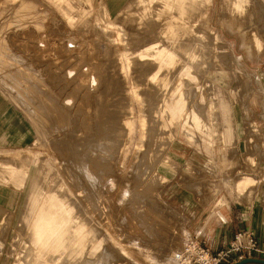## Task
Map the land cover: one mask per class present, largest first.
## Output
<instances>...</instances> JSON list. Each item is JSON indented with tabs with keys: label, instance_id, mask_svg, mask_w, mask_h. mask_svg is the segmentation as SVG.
I'll return each mask as SVG.
<instances>
[{
	"label": "rangeland",
	"instance_id": "obj_1",
	"mask_svg": "<svg viewBox=\"0 0 264 264\" xmlns=\"http://www.w3.org/2000/svg\"><path fill=\"white\" fill-rule=\"evenodd\" d=\"M234 1L123 0L111 19L101 0H0L1 98L35 135L0 157V184L21 189L7 263L175 264L195 226L165 205L167 186L204 204L264 194V11ZM9 110L0 101L2 139H28L7 132ZM37 226L56 231L42 248Z\"/></svg>",
	"mask_w": 264,
	"mask_h": 264
},
{
	"label": "crops",
	"instance_id": "obj_2",
	"mask_svg": "<svg viewBox=\"0 0 264 264\" xmlns=\"http://www.w3.org/2000/svg\"><path fill=\"white\" fill-rule=\"evenodd\" d=\"M101 1L108 17L115 19L119 14L116 12L117 7L123 0ZM248 5H250V0H235L232 4L233 10L237 14L244 13ZM0 101L7 103L10 107L8 119L12 127L7 132L12 131L13 128L15 129L17 124H22L26 128V133L28 131L30 133V137L26 140L22 138L20 133H17L4 141L2 137H4L6 119L0 117V157H5L6 155L25 151L33 144L35 135L31 125L22 113L9 102L4 101L1 94ZM159 172L167 181L174 180L175 176L178 175V171L172 169H160ZM166 189L165 205L174 209L175 212L177 211L176 213L185 219L184 224L195 226L190 235L192 236L191 239L198 241L209 252L216 253L218 250L225 248L236 234L245 231L252 232L259 245L264 247V194L260 189L255 193L252 200H247L242 193L243 191L239 190L240 196L243 199L245 198L243 202L235 201L229 192H214L210 202H206L208 204L201 202L200 198L187 191L184 186L171 185L167 186ZM20 192L21 189L18 190L12 186L0 184V264H9L6 259L8 244L13 239V227L19 223L21 218L18 216L21 210ZM221 198L225 199L227 204L218 207L217 201ZM8 224L7 233H2V230L6 228L5 225ZM41 224L38 223V225ZM200 226H202L201 229ZM198 229L200 232H197ZM54 235H56L54 228L45 227V229H41L38 227L35 230L33 229V236L38 248L45 247L47 240Z\"/></svg>",
	"mask_w": 264,
	"mask_h": 264
},
{
	"label": "built area",
	"instance_id": "obj_3",
	"mask_svg": "<svg viewBox=\"0 0 264 264\" xmlns=\"http://www.w3.org/2000/svg\"><path fill=\"white\" fill-rule=\"evenodd\" d=\"M264 257L261 247L252 232H240L221 251L211 253L195 239H191L180 253L175 254L176 264H232L252 257Z\"/></svg>",
	"mask_w": 264,
	"mask_h": 264
},
{
	"label": "bare ground",
	"instance_id": "obj_4",
	"mask_svg": "<svg viewBox=\"0 0 264 264\" xmlns=\"http://www.w3.org/2000/svg\"><path fill=\"white\" fill-rule=\"evenodd\" d=\"M25 1V0H24ZM258 1V0H257ZM255 2V0H254V4L252 5V6H250L249 8H246V10L247 9H249V11L247 10V12H249L251 15H252V13H254V12H258V11H261L262 12V10L264 11V6H263V4H261V2L260 3H258V2ZM253 3V0H250V3ZM251 5V4H250ZM203 10V9H202ZM246 12V13H247ZM260 12V13H261ZM259 13H257L256 15H258ZM248 15V14H247ZM255 15V16H256ZM252 17V16H251ZM132 19V18H131ZM129 21H130V19H128ZM121 21V20H120ZM152 21V20H151ZM133 22V21H132ZM129 23V22H128ZM145 23V22H144ZM137 24V23H136ZM135 24V25H136ZM120 25V24H119ZM130 25V24H129ZM128 25V26H129ZM132 25V24H131ZM256 25V24H255ZM134 26V25H133ZM130 27V26H129ZM151 27V26H150ZM136 28V27H135ZM198 28V27H197ZM131 29H133V28H131ZM133 30H135V29H133ZM149 30V29H148ZM157 30V29H156ZM136 31V30H135ZM143 31V30H142ZM150 31V30H149ZM139 32V31H138ZM154 32V31H153ZM147 34V33H146ZM146 34H144V35H146ZM155 34V33H154ZM133 35V34H132ZM143 36V35H142ZM151 36V35H150ZM138 37V36H137ZM153 37V36H152ZM140 38V37H139ZM150 38V37H149ZM135 39V38H134ZM138 39V38H137ZM154 39H156V38H154ZM105 40V39H104ZM148 41V40H147ZM150 41V40H149ZM134 42V41H133ZM141 42V41H140ZM191 42V41H190ZM190 42H189V44H190ZM144 43V42H143ZM151 43V42H150ZM207 43V42H206ZM182 44V43H181ZM148 45V44H147ZM165 45V44H164ZM184 45V44H183ZM194 45V44H193ZM208 45V44H207ZM182 46V45H181ZM188 46H190V45H188ZM192 46V45H191ZM139 47V46H138ZM186 47V46H185ZM181 48V47H180ZM206 48V47H205ZM187 49V48H186ZM183 50V49H182ZM197 50V49H196ZM188 51V50H187ZM179 53V52H178ZM9 54V53H8ZM179 55V54H178ZM10 56V55H9ZM8 56V57H9ZM15 56V55H14ZM181 57V56H180ZM13 58V57H12ZM139 58V60H144L145 58H143V57H138ZM183 58V57H182ZM2 60V59H1ZM6 60V59H5ZM135 60H136V62L138 61L137 60V58H135ZM184 60V59H183ZM9 61V60H8ZM11 62H13V61H11ZM141 63V62H140ZM7 64V63H6ZM136 63H134V65H135ZM142 64H144V63H142ZM133 65V64H132ZM137 65V64H136ZM146 65V64H145ZM145 65H143V66H145ZM3 66V65H2ZM138 66H139V64H138ZM141 66V65H140ZM150 66V65H149ZM154 66V65H153ZM13 67V66H12ZM12 67H10L8 70H11L12 69ZM134 67V66H133ZM136 68H137V66H136ZM135 68V69H136ZM140 68H142V67H140ZM145 68H146V66H145ZM14 69V68H13ZM13 69H12V71H13ZM138 69V68H137ZM15 71V70H14ZM137 72V71H136ZM142 72H143V69H142ZM142 72H140V73H142ZM6 73H7V71H6ZM138 73H139V71H138ZM145 74H146V71L144 72ZM10 74V73H9ZM8 73H7V76L9 75ZM13 74V75H12ZM12 74H10V77L9 78H11V80H14V81H18V80H16V78H18L16 75H14V72H12ZM149 74V73H148ZM161 74H163V73H161ZM138 75V74H137ZM142 75V74H141ZM1 76V75H0ZM12 77H16V78H12ZM146 77V76H145ZM7 78V77H6ZM158 79L156 80V81H154L152 84H149V85H151V86H153L156 82H159L158 80H160L159 78H160V73H159V75H158V77H157ZM90 81V80H89ZM21 82V81H20ZM20 82H18V83H20ZM145 82V81H144ZM161 82V81H160ZM159 82V83H160ZM163 82V81H162ZM13 83V82H12ZM135 83V82H134ZM137 83V82H136ZM149 83V82H148ZM163 86H165V83L163 82ZM17 85V84H16ZM148 85V86H149ZM12 86H14V85H12ZM90 86V85H89ZM15 87V86H14ZM17 87H18V85H17ZM17 87H15V89L17 88ZM153 87H155V86H153ZM153 87H151V88H153ZM2 88V87H1ZM9 88V87H8ZM20 88V87H19ZM19 88H17V89H19ZM112 88V87H111ZM11 89V88H10ZM14 89V88H13ZM16 89V90H17ZM149 89H150V87H149ZM154 89V88H153ZM148 91V90H147ZM153 91V90H152ZM13 92V91H12ZM17 92V91H16ZM149 92V91H148ZM148 92H146V94L148 93ZM157 92V91H156ZM19 93V92H18ZM17 93V94H18ZM108 93V92H107ZM154 93V92H153ZM137 95V94H136ZM138 96V95H137ZM150 96L151 95H149V100H148V102L150 101L151 102V100H150ZM148 97V96H147ZM152 98V97H151ZM98 99V98H97ZM148 99V98H147ZM86 103V102H85ZM158 103V102H157ZM88 104V103H87ZM152 104V103H151ZM154 107V106H153ZM164 108H166V105L164 104ZM43 110V109H42ZM45 110V109H44ZM58 112L57 113H59V110H57ZM97 111H98V109H97ZM115 111V110H114ZM113 111V113H115ZM152 111V110H151ZM45 112V114H46V111H44ZM44 112H43V114H44ZM112 112V111H111ZM42 113V112H41ZM61 113V112H60ZM49 114V113H48ZM53 115V114H52ZM57 114H55V118L54 119H56V118H58V117H61L63 114H61V115H58V117L56 116ZM112 115V114H111ZM48 116V115H47ZM47 116H45V117H47ZM105 116V115H104ZM110 116V115H109ZM113 116V115H112ZM51 117V116H50ZM53 117V116H52ZM115 117H117V116H115ZM112 118H114V117H112ZM111 118V119H112ZM118 118V117H117ZM60 119V118H59ZM62 119V118H61ZM115 119V118H114ZM59 121V120H58ZM113 123V122H112ZM96 124V123H95ZM112 125V124H111ZM98 129H100V128H98ZM96 131V130H95ZM99 132V131H98ZM107 137V136H106ZM86 139H87V137H85ZM105 138V137H104ZM101 139V138H100ZM83 141H84V139H83ZM82 140H81V143L83 142ZM97 141V140H96ZM85 142V141H84ZM92 142V141H91ZM91 142H90V144H91ZM100 142V141H99ZM98 142V144H100ZM105 142H106V140H105ZM95 143V142H94ZM107 143H109V142H107ZM83 144V143H82ZM86 144V143H85ZM87 144H88V146H89V143L87 142ZM86 144V145H87ZM97 146H99V145H97ZM101 147V146H100ZM83 148V147H82ZM85 148V147H84ZM84 148H83V150H84ZM98 149H100V151H101V149H102V147L101 148H99L98 147ZM88 150V149H87ZM95 150V149H94ZM93 150V151H94ZM99 150H98V152H100ZM83 152V151H82ZM102 152V151H101ZM84 153V152H83ZM86 153V152H85ZM95 155V154H94ZM98 155V154H97ZM100 158V157H99ZM73 159V158H72ZM85 159V158H84ZM98 159V158H97ZM82 160H83V158H82ZM93 161V160H92ZM72 162V161H71ZM75 164V163H74ZM77 165V164H76ZM79 165V164H78ZM77 165V166H78ZM84 165V164H83ZM87 168V167H86ZM83 170H86V169H84V167H83ZM92 171V170H91ZM86 172H88V171H86ZM70 173V172H69ZM72 174V173H71ZM91 176H93V175H91ZM70 177V176H69ZM83 178V177H82ZM86 179V178H85ZM90 180V179H89ZM88 180V181H89ZM92 181V180H91ZM74 182V181H73ZM90 182V181H89ZM80 184V183H79ZM85 184V183H84ZM93 184V183H92ZM34 185V184H33ZM74 185H75V183H74ZM78 185V184H77ZM80 185H82V184H80ZM79 185V186H80ZM94 185V184H93ZM80 187H82L83 188V186H80ZM86 188V187H85ZM91 190H92V188H91ZM90 190V191H91ZM87 191V190H86ZM93 193V192H92ZM40 194H42V193H40ZM89 195V194H88ZM91 195V194H90ZM93 195V194H92ZM37 196V195H36ZM41 196V195H40ZM47 197V196H46ZM45 198V197H44ZM48 198V197H47ZM39 199V198H38ZM73 199V198H72ZM38 201V200H37ZM39 202V201H38ZM45 204V203H44ZM42 205V204H41ZM58 205V204H57ZM59 206V205H58ZM44 207V206H43ZM57 207V206H56ZM62 207V206H61ZM55 213V212H54ZM42 214H43V212H42ZM58 214V213H57ZM55 215V214H54ZM47 217V216H46ZM43 219V218H42ZM39 220V219H38ZM44 220V219H43ZM54 220V219H53ZM39 222V221H38ZM48 223V222H47ZM36 226V225H35ZM37 228H38V226H37ZM69 228V227H68ZM36 229V227H34V230ZM49 230V229H48ZM96 230V229H95ZM38 234V233H37ZM35 235V234H34ZM51 235V234H50ZM44 241H45V239H44ZM40 244V243H39ZM43 244V243H42ZM106 251V250H105ZM180 253V252H179ZM177 254V253H176ZM83 256V255H82ZM81 256V257H82ZM84 257V256H83ZM100 260V259H99ZM97 261V260H96ZM96 263V262H95ZM174 263H175V260H174ZM176 264V263H175Z\"/></svg>",
	"mask_w": 264,
	"mask_h": 264
},
{
	"label": "water",
	"instance_id": "obj_5",
	"mask_svg": "<svg viewBox=\"0 0 264 264\" xmlns=\"http://www.w3.org/2000/svg\"><path fill=\"white\" fill-rule=\"evenodd\" d=\"M236 264H264V260H258V259H245L242 260Z\"/></svg>",
	"mask_w": 264,
	"mask_h": 264
}]
</instances>
